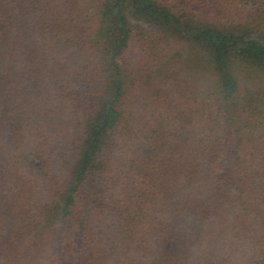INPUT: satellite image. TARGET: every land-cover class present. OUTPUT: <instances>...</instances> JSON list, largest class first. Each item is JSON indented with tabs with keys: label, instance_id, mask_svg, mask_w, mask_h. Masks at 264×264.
<instances>
[{
	"label": "trees",
	"instance_id": "1",
	"mask_svg": "<svg viewBox=\"0 0 264 264\" xmlns=\"http://www.w3.org/2000/svg\"><path fill=\"white\" fill-rule=\"evenodd\" d=\"M0 264H264V0H0Z\"/></svg>",
	"mask_w": 264,
	"mask_h": 264
},
{
	"label": "rangeland",
	"instance_id": "2",
	"mask_svg": "<svg viewBox=\"0 0 264 264\" xmlns=\"http://www.w3.org/2000/svg\"><path fill=\"white\" fill-rule=\"evenodd\" d=\"M137 25H138V26H141V27H144L143 24H138V23H137ZM27 162H28V165H29L31 168H35V167L38 165L39 160H38L36 157H34L33 155H29V156L27 157Z\"/></svg>",
	"mask_w": 264,
	"mask_h": 264
}]
</instances>
